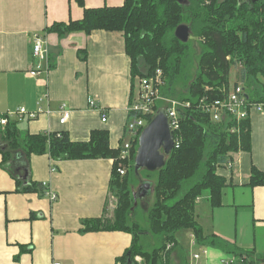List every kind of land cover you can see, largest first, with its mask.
Wrapping results in <instances>:
<instances>
[{
	"label": "crops",
	"instance_id": "crops-1",
	"mask_svg": "<svg viewBox=\"0 0 264 264\" xmlns=\"http://www.w3.org/2000/svg\"><path fill=\"white\" fill-rule=\"evenodd\" d=\"M123 1L83 0L80 6L77 0H0V114L16 122L19 140L28 133L66 131L72 141H87L92 130L104 129L112 148L120 143L135 79L123 34L100 29L59 36L45 29L54 22L81 19L83 8ZM34 33L45 38L48 52V69L36 77L29 74L39 63L32 55ZM80 50H85L84 59ZM41 96L42 112L35 118L17 113L20 107L36 110ZM89 98L104 110L105 122L89 106ZM61 107L70 111L64 123L59 122ZM249 119L250 150L231 153L232 168L217 169L227 182L221 205L211 207L208 195L205 202L203 195L197 199L195 218L205 239L197 240L190 229L176 231L161 253V264H244L233 249L264 254V185H248L251 166L264 173V112L252 111ZM113 162L53 160L48 153L13 151L2 163L0 153V264H122L131 248V232L83 231V221L112 216L108 202L116 200L109 188ZM43 181L57 193L54 202L39 191H22L31 182ZM142 232L143 249L160 246L159 235ZM134 261L145 264L140 255Z\"/></svg>",
	"mask_w": 264,
	"mask_h": 264
},
{
	"label": "trees",
	"instance_id": "trees-1",
	"mask_svg": "<svg viewBox=\"0 0 264 264\" xmlns=\"http://www.w3.org/2000/svg\"><path fill=\"white\" fill-rule=\"evenodd\" d=\"M77 1L83 6V0ZM181 23L190 27L193 39L199 43L195 74L186 85L180 81L185 79L184 69L189 64L192 47L174 36L176 26ZM100 29L123 34L132 79L160 68L165 81L161 93L190 103L179 109L181 140L163 168L155 172L142 170L147 176H156L154 201L146 209V228L130 221L135 209L130 185L141 171L134 169L138 139L121 176L116 170L120 149L110 146L107 130H92L87 141H72L66 131L28 133L19 140L16 122L8 119L0 129L2 163L13 151L26 156L48 153L53 160L114 159L109 182V187L116 188L113 216L85 220L83 231L131 232V248L121 263L137 264L134 256L140 255L145 264H161V253L166 243L174 241L176 231L190 229L197 240L205 239L195 218L197 199L207 192L211 207L220 206L227 182L217 172L218 167L224 166L231 153L250 150L249 116L240 122L230 119L212 122L199 105L203 103L201 100L225 96L231 85L232 67H238L249 101L264 103V0H189L187 4L176 0H124L119 6L83 8L81 19L54 22L45 31L64 36L73 31L89 34ZM84 51H79L83 59ZM178 85L182 87L177 89ZM231 126L237 131L230 132ZM248 185H264V173L255 166H251ZM23 190L43 195L44 186L31 182ZM142 231L159 235L160 246L151 251L143 249L139 242ZM234 254L244 264L264 262V254L254 250H237Z\"/></svg>",
	"mask_w": 264,
	"mask_h": 264
},
{
	"label": "built area",
	"instance_id": "built-area-1",
	"mask_svg": "<svg viewBox=\"0 0 264 264\" xmlns=\"http://www.w3.org/2000/svg\"><path fill=\"white\" fill-rule=\"evenodd\" d=\"M32 42V55L39 63L29 71V74L36 77L42 69H48V52L47 41L38 33H34L31 38ZM42 62L44 66L41 65ZM264 83V79H262ZM165 81L163 72L157 68L154 72L145 76H136L131 91L130 102L127 106V121L124 127L123 137L121 142L116 148L120 149L117 160V173L124 175L126 172V165L131 158V150L134 146L135 139H138L139 133L142 128L148 123L153 113L159 106L163 105L166 109L167 115L170 119V126L173 134L174 147H177L181 140L180 135V114L179 109L188 107L189 101H178L175 98H169L161 93V88L164 86ZM46 97V95H44ZM44 96H41L37 102V108L34 111H27L24 107L17 110L19 115L26 114L28 118H35L38 113L42 112L40 101ZM199 107L202 111L209 115L212 122L235 120L240 122L247 118L252 111L264 112V103L249 101L242 83L231 84L226 94L222 98H214L211 100H201ZM200 101V102H201ZM162 102V104H161ZM89 106L98 109L101 112V121H106V114L104 110L100 109L97 102L89 98ZM48 112V110H46ZM69 110L61 107V115L59 118L60 123H64L69 117ZM8 121V114H0V125H6ZM230 132L237 131L234 126L229 127ZM127 138L125 139V136ZM137 145L134 147L136 151ZM114 161V160H113ZM233 159L229 158L224 167L227 169L232 168ZM44 186L43 195L54 202L57 199V193L50 187L46 181L41 182ZM197 257V255H195ZM139 260V259H137ZM51 264H61L60 262L53 261Z\"/></svg>",
	"mask_w": 264,
	"mask_h": 264
},
{
	"label": "water",
	"instance_id": "water-1",
	"mask_svg": "<svg viewBox=\"0 0 264 264\" xmlns=\"http://www.w3.org/2000/svg\"><path fill=\"white\" fill-rule=\"evenodd\" d=\"M176 1L180 4H187L189 0ZM190 32V27L187 24L181 23L176 26L174 36L181 42H186L190 36ZM173 148L174 142L170 119L165 107L159 106L139 133L134 156L135 171L155 172L162 169ZM151 191V182L142 181L137 187V192H132L134 204L137 198L149 194Z\"/></svg>",
	"mask_w": 264,
	"mask_h": 264
},
{
	"label": "rangeland",
	"instance_id": "rangeland-1",
	"mask_svg": "<svg viewBox=\"0 0 264 264\" xmlns=\"http://www.w3.org/2000/svg\"><path fill=\"white\" fill-rule=\"evenodd\" d=\"M186 42H189V44L191 45L192 47V54L190 56V53H189V56H190V61H189V64L187 63V66H185V69H184V73H185V79H182L180 81V83L182 85H186V84H189L192 77L194 76L195 74V70H196V63H197V58H198V55H199V43H198V40L195 41L192 37V33L190 32V36L188 38V40ZM190 52H191V49H190ZM239 69L238 67H232L231 69V73H230V84H234L236 82H241L240 80V76H239ZM182 86L178 85L177 86V89H180ZM169 98H174L172 96H169ZM176 100L180 101L179 99L175 98ZM162 104V102H161ZM165 104V102H164ZM163 104V105H164ZM162 105V106H163ZM127 138V135L125 136V139ZM114 160V159H113ZM151 181L152 182V185L155 183V180H156V176L155 175H152V176H147V173L145 174V172H143L142 170L138 172L137 176L135 177V181L130 185V190L133 191V192H137V187L140 185V183L142 181ZM111 189V191L114 193V196L116 197V188L115 187H109ZM152 192V193H151ZM147 196H145L144 198H137V201H136V204H134L135 206V209L131 212L133 213L132 214V219L130 221H136L138 222L141 227H146V223H145V220H146V209L147 208H150V206L152 205L153 201H154V195H153V191H151ZM207 196V192H204L203 193V196L204 198H202V202H205L206 199L205 197ZM111 203L108 202V207H109V210H108V214H112L113 216V212H114V209H115V206H116V200L115 198H111ZM111 216V217H112ZM110 217V218H111ZM151 236V235H150ZM261 237V235H260ZM234 251H236L237 249H233ZM263 255V254H261Z\"/></svg>",
	"mask_w": 264,
	"mask_h": 264
}]
</instances>
